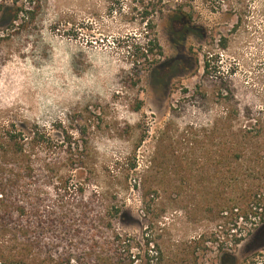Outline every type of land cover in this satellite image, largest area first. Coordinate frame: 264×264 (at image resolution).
<instances>
[{
	"label": "rangeland",
	"instance_id": "1",
	"mask_svg": "<svg viewBox=\"0 0 264 264\" xmlns=\"http://www.w3.org/2000/svg\"><path fill=\"white\" fill-rule=\"evenodd\" d=\"M6 162L0 264H264V0H0Z\"/></svg>",
	"mask_w": 264,
	"mask_h": 264
},
{
	"label": "trees",
	"instance_id": "2",
	"mask_svg": "<svg viewBox=\"0 0 264 264\" xmlns=\"http://www.w3.org/2000/svg\"><path fill=\"white\" fill-rule=\"evenodd\" d=\"M238 16V14H235ZM172 23H182L185 26L190 21L191 16L188 15L182 9H178L177 11L171 12L167 16ZM187 18V20H186ZM145 53L144 56L153 55V56H161L162 51L159 46V43L156 38H152L151 40H147L146 48L143 49ZM154 65L158 64V60H154ZM207 64L205 68H207ZM3 166H5L6 170L3 172V175L0 176V220L4 217H11L12 219L17 220L20 225H14L17 229H27L26 221L21 214L24 212L23 203L20 202L17 198V195L14 194L15 184L17 181H25L26 179V168L22 167L15 162H6ZM20 182V183H21ZM17 192V191H16ZM262 197L264 199V190L259 187L258 193H255L254 196ZM25 222V223H24ZM2 225V224H1ZM4 226V225H3ZM69 253V252H68ZM54 259L57 260L55 257Z\"/></svg>",
	"mask_w": 264,
	"mask_h": 264
}]
</instances>
